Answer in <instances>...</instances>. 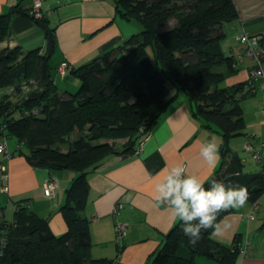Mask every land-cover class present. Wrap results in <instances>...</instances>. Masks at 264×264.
I'll list each match as a JSON object with an SVG mask.
<instances>
[{
    "label": "trees",
    "instance_id": "obj_1",
    "mask_svg": "<svg viewBox=\"0 0 264 264\" xmlns=\"http://www.w3.org/2000/svg\"><path fill=\"white\" fill-rule=\"evenodd\" d=\"M111 1L120 17L141 30L89 63L71 68L80 82L75 92L60 89L52 78L49 58L55 28L43 17L36 22L44 32L45 50L0 49V89L12 86V93L20 96L14 100L11 94L0 95V138L22 143L17 153L33 167L75 173L60 208L66 232L55 236L48 219L36 215L28 199L19 200L11 221L0 216V264H121L91 257L89 221L81 216L89 191L86 176L108 154L132 153L178 93L189 98L203 126H215L222 136V168L205 188L212 180L243 186L252 203L264 194V170L244 173L240 158L228 147L230 138L244 129L239 102L249 93L247 81L221 85L237 71L233 56L225 55L220 44L225 26L238 19L233 0ZM28 11L17 5L0 15V42L10 34L12 17ZM170 19L176 20L175 26L160 31ZM32 107L39 113L26 115ZM117 137L127 141L118 146L99 143ZM231 211L221 212L218 221ZM239 253L234 243L216 241L211 229L191 244L178 220L149 264H198V256L236 264Z\"/></svg>",
    "mask_w": 264,
    "mask_h": 264
},
{
    "label": "crops",
    "instance_id": "obj_2",
    "mask_svg": "<svg viewBox=\"0 0 264 264\" xmlns=\"http://www.w3.org/2000/svg\"><path fill=\"white\" fill-rule=\"evenodd\" d=\"M32 1L0 0V15L10 13L17 5L29 10ZM233 2L238 19L225 26V38L220 40V44L224 41L228 52L221 45L222 50L225 55L233 56L237 71L228 76L222 86L247 81L248 71L253 64L247 57L237 60L244 50L237 35L245 31L264 37V0ZM41 8L48 26L55 28V44L49 64L54 68L52 78L57 86L67 79L70 86H75L71 68L89 63L104 52L120 46L140 29L136 22L120 17L111 0H41ZM17 46L23 51L45 50L44 32L36 20L27 14L12 17L10 34L0 42V49ZM62 62L68 64L63 77L56 72V67ZM12 91V86L2 88L0 95L11 94L13 99L17 98L18 94ZM174 92L172 89L169 94ZM239 107L244 129L241 135L228 141L229 153L238 155L244 173L262 171L264 166L255 162L243 145L253 138L252 141L264 155L261 145L264 143V91L257 90L246 95L240 100ZM193 108L189 98L178 93L149 132L135 144L132 153L108 154L87 174L89 191L81 216L89 221L92 258H106L121 264H149L166 234L178 221H173L165 205L157 206L153 200V177L177 163L184 164L189 174L197 175L205 182L221 170V149L219 162L214 169L204 163L199 149L206 139L216 136L222 141V136L215 126H203L194 117ZM15 142L9 144L6 139L7 150L11 154L9 159L0 153L8 188V192H0L5 197L4 201L0 199V216L11 221L16 202L28 199L26 204L36 215L48 219L49 228L55 236L64 234L67 227L60 208L66 203V190L75 173L70 170L52 172L31 166L23 155L17 153L22 143ZM51 175H54L58 186L52 196L46 197L42 186ZM221 220L230 224L231 229L223 236L212 237L223 244L234 243L245 250L244 254L239 253L236 264H264V194L255 207L247 201L244 207L232 209ZM118 223L126 225L121 238L116 237L115 226ZM205 260L220 264L210 258Z\"/></svg>",
    "mask_w": 264,
    "mask_h": 264
},
{
    "label": "clouds",
    "instance_id": "obj_3",
    "mask_svg": "<svg viewBox=\"0 0 264 264\" xmlns=\"http://www.w3.org/2000/svg\"><path fill=\"white\" fill-rule=\"evenodd\" d=\"M221 143L216 136H212L199 149V155L210 169H214L219 162ZM153 182V200L157 206H166L173 221L181 222V230L193 245L200 241L202 231L211 229L215 237L229 231L231 225L218 221L219 214L244 207L249 198L246 187L226 186L218 180H212L205 188V181L189 174L182 163L164 168L153 177Z\"/></svg>",
    "mask_w": 264,
    "mask_h": 264
},
{
    "label": "built area",
    "instance_id": "obj_4",
    "mask_svg": "<svg viewBox=\"0 0 264 264\" xmlns=\"http://www.w3.org/2000/svg\"><path fill=\"white\" fill-rule=\"evenodd\" d=\"M29 15L34 19L38 20L43 17V12L41 8V0H33L32 4L29 8ZM237 40L244 46L243 53L239 56H237V60L241 61L243 57H247L252 60L253 64L250 67L248 71V84L246 86L247 89H249V93L246 95H250L253 92L257 90L264 91V37L261 35H250L246 33L245 31H242L240 34L237 35ZM68 64L66 62L60 63L56 67V72L60 76H64ZM257 82V86H255V83ZM26 115H37L39 113V108L32 107L24 112ZM5 126H2V129H4ZM6 136H2L0 138V153L3 154V156L7 159L11 157V154L7 150L6 146ZM250 140H247L244 143V150L248 152L252 159L262 164L264 166V155L260 152V147L258 148L254 142L252 141L253 138H249ZM262 147H264V143L261 144ZM260 145V146H261ZM7 179V175L5 172V167L0 162V192L6 193L8 192V188L5 185V181ZM58 184L54 177V175H51L42 186L43 194L46 197H50L54 194ZM253 207H255V203H252ZM126 231V225L125 224H116L115 226V232L116 237L121 238ZM240 253L244 254L245 250L240 249Z\"/></svg>",
    "mask_w": 264,
    "mask_h": 264
},
{
    "label": "rangeland",
    "instance_id": "obj_5",
    "mask_svg": "<svg viewBox=\"0 0 264 264\" xmlns=\"http://www.w3.org/2000/svg\"><path fill=\"white\" fill-rule=\"evenodd\" d=\"M134 22V21H133ZM175 24H176V20L175 19H170L166 24H165V26H164V28H162V29H160V31H164V30H168V29H171V28H173L174 26H175ZM139 28H140V26H139ZM140 30H141V28L138 30V32H140ZM138 32H135V33H138ZM228 37V36H227ZM226 37V38H227ZM224 38H225V36H224ZM228 39H229V37H228ZM221 45H222V47L228 52V50L226 49V47H225V44H224V41H223V43H221ZM52 68V67H51ZM54 69V68H53ZM53 69H51V71H53ZM220 70L222 69V68H219ZM52 74H54L55 75V73L54 72H52ZM67 78H69L70 79V76L69 75H67ZM32 80H34V79H32ZM70 80H72V78L70 79ZM73 80H76V85L75 86H70L68 83H67V81H68V79H67V81H65V83L63 82L62 84H60L61 86H58L60 89H66V90H69V91H72V92H75V91H77L78 89H79V85H80V82L75 78V79H73ZM35 82H36V80H34ZM225 84V81L222 83V85H224ZM4 88H6V87H4ZM2 89V88H1ZM25 90V92H23L22 94H25L26 93V91L27 90H29V88H25L24 89ZM18 94V93H17ZM20 96L18 95L17 96V98H19ZM17 98H14V100H16ZM76 136V134L74 133L71 137H70V139L72 140L74 137ZM7 140H8V142H9V144H13V143H16L15 141H16V139L15 138H7ZM127 141V138H124V137H117V138H111L110 140H101L99 143H105V142H107V143H109V144H111V143H113L114 145H122L124 142H126ZM66 145L67 144H63L61 147H62V149L65 151L66 150ZM250 174V173H249ZM1 196V198L0 199H3V201H4V198L5 197H3V195H0ZM7 215H8V213H7ZM205 259H207V258H205V257H203V256H198V257H196V262L198 263V264H214V262H211V261H207V260H205Z\"/></svg>",
    "mask_w": 264,
    "mask_h": 264
}]
</instances>
